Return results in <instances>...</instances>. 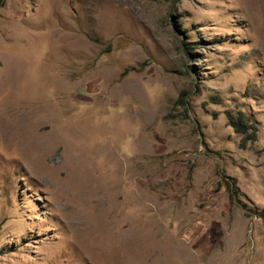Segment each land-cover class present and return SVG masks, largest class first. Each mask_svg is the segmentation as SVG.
I'll list each match as a JSON object with an SVG mask.
<instances>
[{
    "label": "rangeland",
    "instance_id": "374dc122",
    "mask_svg": "<svg viewBox=\"0 0 264 264\" xmlns=\"http://www.w3.org/2000/svg\"><path fill=\"white\" fill-rule=\"evenodd\" d=\"M0 264H264V0H2Z\"/></svg>",
    "mask_w": 264,
    "mask_h": 264
},
{
    "label": "trees",
    "instance_id": "16d2710c",
    "mask_svg": "<svg viewBox=\"0 0 264 264\" xmlns=\"http://www.w3.org/2000/svg\"><path fill=\"white\" fill-rule=\"evenodd\" d=\"M2 0H0L1 4ZM180 99V97H179ZM227 124L232 127L234 132L240 134V145L254 141L256 138V127L254 123L242 112H238L235 117L226 113ZM226 186L228 183H225Z\"/></svg>",
    "mask_w": 264,
    "mask_h": 264
}]
</instances>
